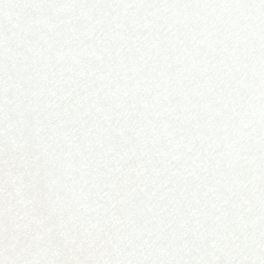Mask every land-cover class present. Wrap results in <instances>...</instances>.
Returning a JSON list of instances; mask_svg holds the SVG:
<instances>
[{
    "label": "snow or ice",
    "instance_id": "snow-or-ice-1",
    "mask_svg": "<svg viewBox=\"0 0 264 264\" xmlns=\"http://www.w3.org/2000/svg\"><path fill=\"white\" fill-rule=\"evenodd\" d=\"M0 264H264V0H0Z\"/></svg>",
    "mask_w": 264,
    "mask_h": 264
}]
</instances>
